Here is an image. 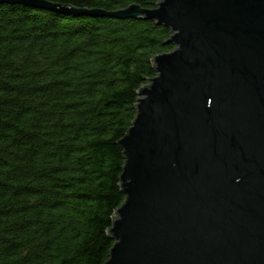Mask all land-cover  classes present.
I'll return each instance as SVG.
<instances>
[{
    "label": "water",
    "instance_id": "obj_1",
    "mask_svg": "<svg viewBox=\"0 0 264 264\" xmlns=\"http://www.w3.org/2000/svg\"><path fill=\"white\" fill-rule=\"evenodd\" d=\"M69 15L145 18L169 52L119 140L124 203L103 264H264V0H160L112 12L0 0Z\"/></svg>",
    "mask_w": 264,
    "mask_h": 264
},
{
    "label": "trees",
    "instance_id": "obj_2",
    "mask_svg": "<svg viewBox=\"0 0 264 264\" xmlns=\"http://www.w3.org/2000/svg\"><path fill=\"white\" fill-rule=\"evenodd\" d=\"M47 1L112 12L160 0ZM171 34L145 18L0 4V264L108 259L125 200L119 140Z\"/></svg>",
    "mask_w": 264,
    "mask_h": 264
}]
</instances>
